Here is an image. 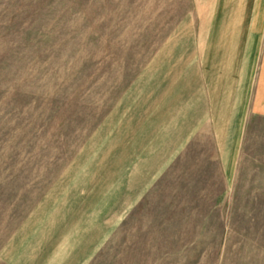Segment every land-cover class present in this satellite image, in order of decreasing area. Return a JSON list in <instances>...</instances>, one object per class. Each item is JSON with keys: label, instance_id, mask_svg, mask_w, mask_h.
Here are the masks:
<instances>
[{"label": "rangeland", "instance_id": "rangeland-1", "mask_svg": "<svg viewBox=\"0 0 264 264\" xmlns=\"http://www.w3.org/2000/svg\"><path fill=\"white\" fill-rule=\"evenodd\" d=\"M200 2L0 0V264H264V118L233 181L206 130L138 192L121 130Z\"/></svg>", "mask_w": 264, "mask_h": 264}, {"label": "crops", "instance_id": "crops-1", "mask_svg": "<svg viewBox=\"0 0 264 264\" xmlns=\"http://www.w3.org/2000/svg\"><path fill=\"white\" fill-rule=\"evenodd\" d=\"M150 83L121 129L128 134L138 126L134 142L155 152L137 192L163 166L186 155L191 161L206 130L225 182L233 181L247 126L264 118V0H201L199 12L158 50ZM62 218L78 223L74 214Z\"/></svg>", "mask_w": 264, "mask_h": 264}]
</instances>
